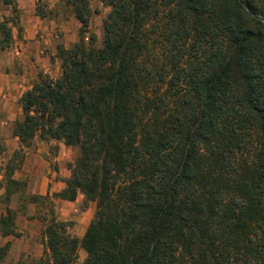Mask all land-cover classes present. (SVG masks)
Masks as SVG:
<instances>
[{
  "label": "trees",
  "instance_id": "trees-1",
  "mask_svg": "<svg viewBox=\"0 0 264 264\" xmlns=\"http://www.w3.org/2000/svg\"><path fill=\"white\" fill-rule=\"evenodd\" d=\"M64 1L80 41L23 96L15 134L80 149L56 197L97 205L80 245L47 228L52 264L79 247L84 264H264V22L239 0H99L96 48L91 0Z\"/></svg>",
  "mask_w": 264,
  "mask_h": 264
},
{
  "label": "rangeland",
  "instance_id": "rangeland-1",
  "mask_svg": "<svg viewBox=\"0 0 264 264\" xmlns=\"http://www.w3.org/2000/svg\"><path fill=\"white\" fill-rule=\"evenodd\" d=\"M91 12L84 37L89 43L95 35L94 46L101 48L110 8L91 0ZM81 29L64 0H0V220L11 213L14 221V235H0V248L9 244L3 264H52L47 228L67 224L68 236L80 245L95 218L96 203L83 195L74 202L56 197L80 149L39 134L27 142L15 135L24 121L21 99L41 77H61L58 49L79 43ZM76 257L74 264H84L87 254L79 247Z\"/></svg>",
  "mask_w": 264,
  "mask_h": 264
},
{
  "label": "water",
  "instance_id": "water-1",
  "mask_svg": "<svg viewBox=\"0 0 264 264\" xmlns=\"http://www.w3.org/2000/svg\"><path fill=\"white\" fill-rule=\"evenodd\" d=\"M239 1L244 5L245 9L247 10V12H248L249 14H251L254 18H256V19H258V20L264 22V19L261 18V17H258V16L255 15L254 13H252V11L250 10V8H249L247 5H245V4L242 2V0H239Z\"/></svg>",
  "mask_w": 264,
  "mask_h": 264
},
{
  "label": "crops",
  "instance_id": "crops-1",
  "mask_svg": "<svg viewBox=\"0 0 264 264\" xmlns=\"http://www.w3.org/2000/svg\"><path fill=\"white\" fill-rule=\"evenodd\" d=\"M16 78L14 77V80H15ZM11 81V80H10Z\"/></svg>",
  "mask_w": 264,
  "mask_h": 264
}]
</instances>
